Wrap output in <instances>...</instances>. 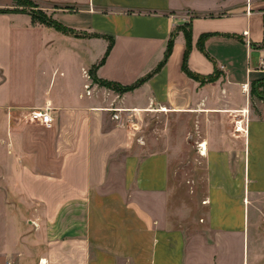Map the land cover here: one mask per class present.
Returning <instances> with one entry per match:
<instances>
[{
    "label": "crops",
    "instance_id": "crops-1",
    "mask_svg": "<svg viewBox=\"0 0 264 264\" xmlns=\"http://www.w3.org/2000/svg\"><path fill=\"white\" fill-rule=\"evenodd\" d=\"M32 1L83 36L0 13V264H264V113L242 91L264 85V0ZM185 33L202 83L181 70ZM91 72L122 87L150 76L117 94ZM46 104L51 126L30 123ZM163 108L189 119L211 172L189 222L170 207L167 154L142 155L129 120ZM245 110L232 141L225 118Z\"/></svg>",
    "mask_w": 264,
    "mask_h": 264
},
{
    "label": "rangeland",
    "instance_id": "rangeland-1",
    "mask_svg": "<svg viewBox=\"0 0 264 264\" xmlns=\"http://www.w3.org/2000/svg\"><path fill=\"white\" fill-rule=\"evenodd\" d=\"M33 4L34 1L31 0ZM14 5V2H13ZM28 5V4H27ZM37 8L39 6L36 4ZM25 9H29L26 7ZM98 87L110 90L106 85ZM112 91V90H111ZM117 94L120 90L114 88ZM249 111L254 117L264 113L263 87L252 84L248 87ZM118 109V108H114ZM159 108L152 109L158 110ZM127 116V115H126ZM123 115V119L126 118ZM225 129L230 140L236 130V114L225 118ZM137 130L138 144L143 148L142 155L163 152L169 158L170 207L172 210L188 213L185 221L189 222L202 213L207 194V179L210 177L207 157H201L197 148V140L190 139L188 133L189 119L173 113H135L129 117ZM222 124V123H221ZM202 144H200L201 146ZM238 157H236V160Z\"/></svg>",
    "mask_w": 264,
    "mask_h": 264
},
{
    "label": "trees",
    "instance_id": "trees-1",
    "mask_svg": "<svg viewBox=\"0 0 264 264\" xmlns=\"http://www.w3.org/2000/svg\"><path fill=\"white\" fill-rule=\"evenodd\" d=\"M12 1L14 2V5H13L14 8L12 10H0V13H28L31 16L33 21L38 22L39 24H42L44 26L51 27L60 33L70 34V35H73L74 37L83 36V34H79L77 32H74L73 30H70V29L62 26L61 24L57 23L56 21L52 20L43 11L38 10L36 4H33L31 2V0H12ZM26 7H29V9L28 10L25 9ZM205 37H207V36H205ZM174 39H175V34L172 33L168 42H167V46H166V50L164 53L163 60L158 65L155 72L159 71L163 67L165 62L167 61V59L171 53V49L173 46ZM203 39H204V37L201 38L199 41L200 47L202 45ZM185 40H186V49H185L183 60H182L181 70L188 78L202 83L205 80H203V78H201L200 76H197V75L191 73L187 68V59H188V54H189V50L191 47V40H190V34L189 33H185ZM111 44H112V41L110 40L106 54L108 53V51L111 47ZM103 61L104 60H102L101 63H103ZM149 76L135 82L133 85H131L129 87H122V86L114 84V83L98 80L92 74V72L89 74V77L93 83H95V84L100 83L101 85L109 86L108 88L112 91L114 90V88H116L117 90H120L121 93H127V92L133 91L135 88H137L139 85H141ZM216 76H217V74L215 73V75L206 78V81H208V82L214 81ZM260 87H263V93H264V85H260Z\"/></svg>",
    "mask_w": 264,
    "mask_h": 264
},
{
    "label": "built area",
    "instance_id": "built-area-1",
    "mask_svg": "<svg viewBox=\"0 0 264 264\" xmlns=\"http://www.w3.org/2000/svg\"><path fill=\"white\" fill-rule=\"evenodd\" d=\"M246 14H249V9L247 8ZM242 36L243 37H247L248 36V32H242ZM246 45H249V42L246 40L245 41ZM261 67H263V64L261 63ZM86 78L89 79V75L86 74ZM86 90H89L88 86L85 87ZM242 91L244 93H248V84H245L242 86ZM88 93V91H87ZM108 111L110 113H112L111 118L113 120L118 121L120 119V114L123 113V109H108ZM52 107L48 104H46L44 107L42 108H38V109H30L29 112L27 113V120L30 123H35L44 127H50L52 122H53V118H52ZM243 119L236 121V130H238L239 127H241L243 124ZM243 133V132H240ZM246 134V133H245Z\"/></svg>",
    "mask_w": 264,
    "mask_h": 264
},
{
    "label": "bare ground",
    "instance_id": "bare-ground-1",
    "mask_svg": "<svg viewBox=\"0 0 264 264\" xmlns=\"http://www.w3.org/2000/svg\"><path fill=\"white\" fill-rule=\"evenodd\" d=\"M159 112L167 113L168 111L165 108H163ZM240 114H241L240 116H242V118H244L243 119L244 126L242 125L241 127L238 128V130H235V132H243L245 134L248 132L246 129V124H248V110L241 111ZM201 147H202V151L200 152V154L205 155L206 145L202 144Z\"/></svg>",
    "mask_w": 264,
    "mask_h": 264
}]
</instances>
